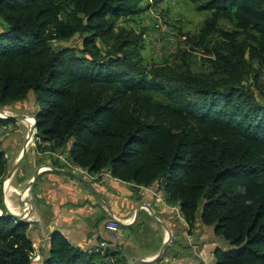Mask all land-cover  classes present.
Instances as JSON below:
<instances>
[{
    "label": "trees",
    "instance_id": "16d2710c",
    "mask_svg": "<svg viewBox=\"0 0 264 264\" xmlns=\"http://www.w3.org/2000/svg\"><path fill=\"white\" fill-rule=\"evenodd\" d=\"M142 2L0 0V109L32 96L36 137L51 143L42 151L158 185L191 229L222 239L216 264H264V0L199 2L211 14L186 43L207 71L144 62V31L129 25ZM75 36L79 46L64 44ZM8 168L0 150V264H128L112 245L89 251L59 231L33 260L30 223L2 206Z\"/></svg>",
    "mask_w": 264,
    "mask_h": 264
},
{
    "label": "crops",
    "instance_id": "0c3cea01",
    "mask_svg": "<svg viewBox=\"0 0 264 264\" xmlns=\"http://www.w3.org/2000/svg\"><path fill=\"white\" fill-rule=\"evenodd\" d=\"M47 152L51 151L44 153ZM27 157L28 165L22 170L21 166ZM41 157L35 148L28 151L10 180L15 187L20 188L10 184L9 192L15 191L12 197L16 199L15 195L19 194V199L28 198L31 204L20 200L13 202L10 196L6 201L4 196L11 211L22 215L32 213L29 214L32 220L28 221V235L34 241V260L42 258V254L50 248L51 233L59 231L70 242L89 251L98 250L100 242L106 240L117 248L119 256L128 264H134L137 258H152L160 253L168 241L169 229L171 241L164 250L163 258L147 264H216L212 263L215 260L213 250L222 244V239L212 235L204 225L198 224L191 229L181 213L180 204L170 205L163 194L161 197L155 195L156 187L140 186L111 174L96 179L90 174L74 170L93 184L98 198L80 178L46 166L51 164L63 169L60 166L62 161L55 164L58 159L44 156L48 160L43 162ZM37 169L39 171L33 186L22 195L21 188L32 180ZM150 209L158 218L150 214ZM111 216L120 218L123 223L117 241L110 238L106 230V223Z\"/></svg>",
    "mask_w": 264,
    "mask_h": 264
},
{
    "label": "rangeland",
    "instance_id": "374dc122",
    "mask_svg": "<svg viewBox=\"0 0 264 264\" xmlns=\"http://www.w3.org/2000/svg\"><path fill=\"white\" fill-rule=\"evenodd\" d=\"M200 1L201 0H144L142 5L146 7L148 3L149 8H147L145 12L142 13V15L134 17L135 20L131 21L129 25L132 24V26L135 27L137 31H142V30L144 31V44L141 49V55L146 64L147 63L150 64L152 62L163 63L168 60L178 64H182L183 60L187 58V60H189L190 63L192 64L194 70L207 71L209 69V63L205 61L204 53H201L198 50L190 49V45L186 43L187 32H197L202 26L203 21L211 14V11L209 9L198 10L197 6ZM1 23L2 22L0 20V29L3 28V25ZM221 24L225 25L226 27H230V23L227 21H221ZM80 42H81V38L79 36H75L71 40L64 42V44L71 43L75 46H79ZM54 45L56 46L60 45V42L56 41ZM106 46L102 44V48L104 51L106 50ZM184 50L187 51L190 50L189 51L190 54L188 56L183 54ZM259 84H264V76L261 78ZM256 93H259L257 89H256ZM260 99L264 102L263 97L260 96ZM33 104H34V100L32 96H30L26 102L25 101L18 102L14 105L8 106L7 108L0 109L1 111L0 116H7L9 114L25 115L24 120L15 119L16 121L8 122V124H10V128H8L7 131L0 129V150L5 151V157L8 160V166H9L8 171L4 177L5 188H3L2 197H1L2 206L4 209H5L4 200H3L4 196H5V200L7 198L9 199L10 196L13 202L19 201V194H17V196L15 195L16 199L12 197V193L15 192L14 189L10 194H9L10 190L7 192L10 184L14 186L11 183L13 177H8V172L12 168V163L16 161V159L19 158L20 153L22 154V152L24 151L27 141L29 144L26 154H28V151L31 152L35 148L40 152V155L43 156L41 157L42 159L41 161L43 162H45V160H48V158H45L44 156H48L51 158L54 157L58 159V161H62L63 164L61 163L62 165L60 164L59 165L63 166L61 167L63 169H68V170L70 169L74 171L75 170L74 166H80L76 164L74 161H72L70 158H68L69 157L68 149L64 150L63 152L61 150H56V151L44 153L46 151H42V149H40L38 145L41 143L42 147L43 146L48 147L51 143L50 141L45 142L37 138L35 132H34L35 134L34 135L32 134L31 136V141H29L28 137L31 131L30 127L32 126V123L35 121L33 118L34 116ZM26 118H28L29 121L28 119L26 120ZM71 144L72 142L69 143L68 145L70 146ZM28 161L29 159L27 157L21 166L22 170L25 169V167L28 165ZM46 166L49 168L51 164ZM75 171L80 172L79 170H75ZM100 172H103V175L100 178L105 177L107 174L108 175L111 174V172H109L108 170H103ZM14 183L17 184V181H15ZM26 185L27 184H25L23 188ZM16 187L19 188V186ZM146 187L151 188L152 186L151 187L146 186ZM153 187L154 188L156 187L158 190H161L162 192V189H160L158 185H154ZM23 188H21V190H23ZM173 205H179V203H175ZM2 212L3 210L0 209V213ZM28 216L29 219H24L25 221L32 220V215H28ZM120 230L121 228L119 229V232ZM34 259L35 257H33V260ZM213 262L216 261L213 260L212 263ZM209 263L210 262H207V264Z\"/></svg>",
    "mask_w": 264,
    "mask_h": 264
},
{
    "label": "water",
    "instance_id": "95a60500",
    "mask_svg": "<svg viewBox=\"0 0 264 264\" xmlns=\"http://www.w3.org/2000/svg\"><path fill=\"white\" fill-rule=\"evenodd\" d=\"M7 118H12V119H23L25 118V115L24 114H21V115H17V114H9L7 115L6 117H0V120L1 119H7ZM34 118V122L32 123V126L30 127L31 129V133L34 135L36 132H37V117L36 115L33 116ZM35 132V133H34ZM28 141L26 143V147L24 149V151L22 152V154L19 156L18 160L16 161V163L12 166V168L9 170L8 172V177H11L17 170L18 168L21 166L22 162H23V158L26 154V151H27V148H28ZM50 165V164H49ZM51 167L55 170H60V171H64L66 173H70L71 175L77 177V178H80L84 183H86L92 190L93 192L95 193V195L99 197V194L97 192V190L95 189V187L93 186V184L91 182H89L86 178H83L80 174L72 171V170H68V169H59L53 165H51ZM38 171L39 169H37L33 176H32V180L29 181V183L23 188V190L21 191L22 192V195H24L25 193L29 192L30 188L33 186L35 180H36V177H37V174H38ZM5 188V186L3 187ZM4 200V199H3ZM20 202L22 203H25V204H31V200L30 199H27V198H20L19 199ZM4 205H5V208H6V211L8 213V215L12 216L13 218L15 219H20V220H24V219H29V214L28 215H22V214H19V213H16V212H13L11 211L10 209H8L6 203H5V200H4ZM145 205V204H142V206ZM31 211V210H30ZM153 210L150 209V214L155 217V218H158L156 217V215L152 212ZM137 215V214H136ZM123 225V223H121ZM171 241V232L170 230L168 229V241L166 242V244L164 245L163 249L160 251V253H158L157 255L153 256L152 258H137L134 262V264H147V263H152V262H155V261H159L160 259L163 258V255H164V250L166 248V246L170 243Z\"/></svg>",
    "mask_w": 264,
    "mask_h": 264
},
{
    "label": "built area",
    "instance_id": "2783aa9c",
    "mask_svg": "<svg viewBox=\"0 0 264 264\" xmlns=\"http://www.w3.org/2000/svg\"><path fill=\"white\" fill-rule=\"evenodd\" d=\"M8 128H10V124H8V122L0 125V129L7 131ZM74 167H75V170H79L82 173H87L88 175L90 174V176L92 178L98 179L103 175V172H100V171L99 172H90V170H88L86 168H82L80 166H74ZM154 193H155V195H157L159 197L162 196L161 190L157 189ZM120 227H121V220H120V218H118L116 216H111V219H109L108 222L106 223V230H107L110 238H112L114 241H117L120 239L119 238ZM110 245H111L110 242L104 240V241L100 242L98 251L101 252L102 254H104L105 249L107 247H109ZM33 257H34V255H33Z\"/></svg>",
    "mask_w": 264,
    "mask_h": 264
},
{
    "label": "bare ground",
    "instance_id": "6f19581e",
    "mask_svg": "<svg viewBox=\"0 0 264 264\" xmlns=\"http://www.w3.org/2000/svg\"><path fill=\"white\" fill-rule=\"evenodd\" d=\"M0 112H1V111H0ZM0 117H6V116H0ZM27 119H28V118H26V120H27ZM26 120H25V121H26ZM28 121H29V119H28ZM26 122H27V121H26ZM31 136H32V133L30 132V133H29V137H28L29 141H31ZM10 189H11V187L9 186L7 192H8ZM9 193H10V192H9ZM9 199H10V198H9ZM8 201H9V200H8Z\"/></svg>",
    "mask_w": 264,
    "mask_h": 264
}]
</instances>
